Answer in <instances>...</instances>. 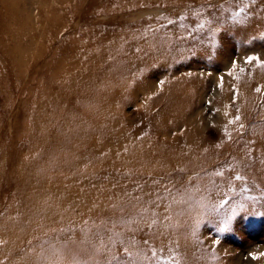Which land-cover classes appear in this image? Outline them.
<instances>
[{"label": "rangeland", "instance_id": "obj_1", "mask_svg": "<svg viewBox=\"0 0 264 264\" xmlns=\"http://www.w3.org/2000/svg\"><path fill=\"white\" fill-rule=\"evenodd\" d=\"M261 65L264 0H0V264H264Z\"/></svg>", "mask_w": 264, "mask_h": 264}, {"label": "bare ground", "instance_id": "obj_2", "mask_svg": "<svg viewBox=\"0 0 264 264\" xmlns=\"http://www.w3.org/2000/svg\"><path fill=\"white\" fill-rule=\"evenodd\" d=\"M72 74L73 73H69V72L62 73V74L59 73V75H61L65 79L63 86L64 87L67 86L69 89L68 97H72L76 99L78 102L76 105L78 106H81V104H82V107L91 105L93 107L92 113L98 116H101V118H103L104 112L107 109V105L111 104V101L112 102L114 101V98H115L114 96L116 92L113 91L112 93L110 92L109 89H103L101 87L90 91L89 88L87 87V84L83 83L84 81H86V78H84L81 81L76 79L74 82ZM61 88L62 87H58V91ZM41 104L42 103L39 102L37 105V108L41 107ZM36 119L38 118L37 117L34 118V120ZM89 138L90 137L88 134L79 135L76 139V142L81 144V146L83 145L84 147H87Z\"/></svg>", "mask_w": 264, "mask_h": 264}, {"label": "snow or ice", "instance_id": "obj_3", "mask_svg": "<svg viewBox=\"0 0 264 264\" xmlns=\"http://www.w3.org/2000/svg\"><path fill=\"white\" fill-rule=\"evenodd\" d=\"M253 60H256L257 63H259V58H257V57H249V58L246 60V62H247V63H251ZM261 66H264V65H261ZM254 258H255V257H254Z\"/></svg>", "mask_w": 264, "mask_h": 264}]
</instances>
